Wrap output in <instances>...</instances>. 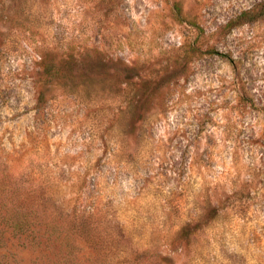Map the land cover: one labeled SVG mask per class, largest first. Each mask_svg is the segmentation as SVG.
Segmentation results:
<instances>
[{
	"label": "rangeland",
	"instance_id": "1",
	"mask_svg": "<svg viewBox=\"0 0 264 264\" xmlns=\"http://www.w3.org/2000/svg\"><path fill=\"white\" fill-rule=\"evenodd\" d=\"M0 171V264H264V0H0Z\"/></svg>",
	"mask_w": 264,
	"mask_h": 264
},
{
	"label": "trees",
	"instance_id": "2",
	"mask_svg": "<svg viewBox=\"0 0 264 264\" xmlns=\"http://www.w3.org/2000/svg\"><path fill=\"white\" fill-rule=\"evenodd\" d=\"M248 12L242 13L239 17L248 15ZM42 67V75L45 77L54 76L59 69L54 66ZM10 178L0 171V234L10 232L13 235L23 236L38 234L44 229V233L48 232V225L43 222L41 211L33 203H30L27 196L30 192L23 193L22 188H13ZM53 235L59 233L57 228L50 226ZM73 229V226L70 227ZM69 236V235H66ZM73 236V235H71ZM63 264H76V260L71 258L65 259Z\"/></svg>",
	"mask_w": 264,
	"mask_h": 264
}]
</instances>
